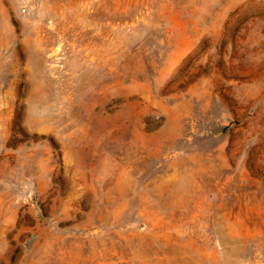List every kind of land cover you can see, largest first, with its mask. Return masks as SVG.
Segmentation results:
<instances>
[{
  "label": "rangeland",
  "instance_id": "obj_1",
  "mask_svg": "<svg viewBox=\"0 0 264 264\" xmlns=\"http://www.w3.org/2000/svg\"><path fill=\"white\" fill-rule=\"evenodd\" d=\"M0 264H264V0H0Z\"/></svg>",
  "mask_w": 264,
  "mask_h": 264
}]
</instances>
